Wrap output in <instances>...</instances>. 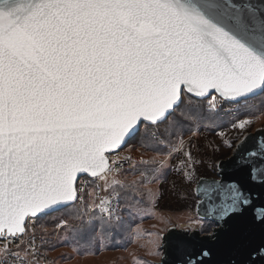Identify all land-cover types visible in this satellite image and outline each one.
<instances>
[{
    "label": "snow or ice",
    "instance_id": "snow-or-ice-1",
    "mask_svg": "<svg viewBox=\"0 0 264 264\" xmlns=\"http://www.w3.org/2000/svg\"><path fill=\"white\" fill-rule=\"evenodd\" d=\"M213 92V116L264 93V0H0V264H35L25 237L61 209H75L57 227L77 247L122 236V213L141 211L173 160L192 184V140L211 122L193 101ZM251 122L230 126L242 134ZM239 134L216 165L222 178L192 190L220 222L264 186V138L247 145ZM129 141L142 149L132 180L110 159ZM225 168L238 175L224 179ZM82 174L107 195L84 204ZM197 255L182 264L210 252Z\"/></svg>",
    "mask_w": 264,
    "mask_h": 264
},
{
    "label": "rangeland",
    "instance_id": "rangeland-1",
    "mask_svg": "<svg viewBox=\"0 0 264 264\" xmlns=\"http://www.w3.org/2000/svg\"><path fill=\"white\" fill-rule=\"evenodd\" d=\"M208 98L213 99L210 96ZM187 102L186 99L185 103ZM195 106L200 107V105ZM207 106L208 99L206 104L208 109ZM241 110L242 108L238 104L237 109L233 111L234 115ZM227 114L228 112L224 115ZM204 115L210 117L211 122L209 119H205L201 124L199 134L192 140L190 150L196 172L192 184L184 183L183 171H177L175 165L178 161L173 160L159 177V182L149 186L152 189L151 197L147 195L142 197L144 203L138 206L141 211L134 217H129L127 212H124L126 225L122 236H117L111 242H106L104 246L96 244L91 247H77L72 242L71 234L68 231H61L57 227L61 217L75 209H68L62 214L60 212L50 217L52 224H49L51 221L48 220L49 223L36 221V232L47 241L45 252L50 257V264H155L162 253L161 234L168 226L198 228L202 233L210 232L213 223L195 214L197 197L192 191L195 182L199 176H216L217 159L230 154L231 149L225 147V142H231L234 146L239 134L238 130L231 129L230 122L250 119L252 122L247 131H252L259 126L264 127V104L258 106L256 113H245L233 121H223L207 110L204 111ZM218 133L223 135H218ZM242 134H239V137ZM120 151L121 155H134L141 159L142 149L135 141H129ZM124 171L121 172V179L127 177L128 180H132L138 175L131 170ZM93 188L92 185L87 189V200L85 201L87 205L93 201ZM124 199L122 198V201ZM137 199H141V197L137 196ZM55 218L58 219L54 220Z\"/></svg>",
    "mask_w": 264,
    "mask_h": 264
},
{
    "label": "water",
    "instance_id": "water-1",
    "mask_svg": "<svg viewBox=\"0 0 264 264\" xmlns=\"http://www.w3.org/2000/svg\"><path fill=\"white\" fill-rule=\"evenodd\" d=\"M261 130H264L263 126L246 131L239 139H243L246 135L249 137L247 145H253L264 138V131ZM237 142L238 140L235 144ZM231 155L232 150L226 157L217 159L216 165L220 161L226 162ZM219 172L220 169L216 167V176H199L197 179L219 180L222 178ZM230 175L238 174L234 170L225 168L223 178L228 179ZM81 176L91 177L82 174L79 178ZM257 208H264V186L259 184L252 188L251 205L244 207L242 213L233 214L232 218L225 222L209 218L207 205L197 207L196 201L195 214L213 223L211 231L202 233L198 228L168 226L161 234L162 253L155 264H182L189 257L199 260L197 254L201 250L210 252V256L202 258L203 264H264V223L257 218L255 212ZM214 233L215 238H213Z\"/></svg>",
    "mask_w": 264,
    "mask_h": 264
},
{
    "label": "built area",
    "instance_id": "built-area-1",
    "mask_svg": "<svg viewBox=\"0 0 264 264\" xmlns=\"http://www.w3.org/2000/svg\"><path fill=\"white\" fill-rule=\"evenodd\" d=\"M216 94H212L210 96L211 98L215 97ZM210 98H208V106L210 105L211 101ZM207 106V107H208ZM237 105H231L228 103L223 104V107L219 110L218 114L224 115L227 112L228 113H234L233 111L237 109ZM121 151L119 150L118 153L113 154L110 159L118 160L119 163L117 164V167L121 169V172L126 169H131L134 164L139 165V162L141 159L137 158L134 155H121L119 154ZM120 157L130 158L125 159L123 161H120ZM78 189H80V195L83 196V203L85 204V201L87 200L86 192L87 189L93 185L94 190V198L93 201L96 200L97 196L105 197L107 195L106 192L102 190L103 185L102 182L98 179L88 177V176H81L77 183H76ZM92 201V202H93ZM92 204V203H91ZM89 204V205H91ZM36 223V221H35ZM35 228L29 229V234L27 237H25V244L27 245L29 241H31L34 245L33 251L35 252V264H50V257L45 252V246H46V239L42 237L40 234H38ZM16 243H19V241H16ZM13 248L15 249V244H13Z\"/></svg>",
    "mask_w": 264,
    "mask_h": 264
},
{
    "label": "trees",
    "instance_id": "trees-1",
    "mask_svg": "<svg viewBox=\"0 0 264 264\" xmlns=\"http://www.w3.org/2000/svg\"><path fill=\"white\" fill-rule=\"evenodd\" d=\"M261 102L264 104V93H260L259 95L252 97L250 100H248L246 102L239 103V106L242 108V110L235 115H234V113H228L227 115H220V114L216 113L214 116L218 117L219 119H221L223 121H230V120L233 121V119H235L239 116H243L245 113H249V114L256 113L258 106L262 104ZM193 103L195 105L202 106L204 108V110L208 111V109L206 108L207 100H194ZM232 114L234 116H229ZM129 170H131V169H129ZM129 170H126L124 172H127ZM66 210H68V209H61L57 212L51 213L50 215L43 216L41 219H39V221L40 222L45 221L46 223H49V222H47V220H48V221H51L49 224H52V219H49V218L56 215L57 213H60V212H61L60 214H62V212H65ZM122 214H124V213H122ZM45 218H46V220H43ZM56 219H58V218H55L54 220H56Z\"/></svg>",
    "mask_w": 264,
    "mask_h": 264
}]
</instances>
